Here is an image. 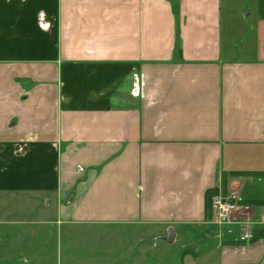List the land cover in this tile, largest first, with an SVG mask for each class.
Masks as SVG:
<instances>
[{"label":"crops","instance_id":"obj_1","mask_svg":"<svg viewBox=\"0 0 264 264\" xmlns=\"http://www.w3.org/2000/svg\"><path fill=\"white\" fill-rule=\"evenodd\" d=\"M208 189L252 242L202 229ZM0 194L264 264V0H0Z\"/></svg>","mask_w":264,"mask_h":264},{"label":"rangeland","instance_id":"obj_2","mask_svg":"<svg viewBox=\"0 0 264 264\" xmlns=\"http://www.w3.org/2000/svg\"><path fill=\"white\" fill-rule=\"evenodd\" d=\"M246 12H240L241 25L248 22L244 18ZM253 198H260L254 199L259 202L264 195ZM28 208L32 207L27 199L12 200L0 194V264H221L220 256H215L218 253L203 254L207 241L194 243L182 235L176 241H168L170 233L166 226L73 219L57 226L40 222L49 216H41L35 209L27 211ZM49 211L53 213L55 209L51 207ZM18 218L17 225L5 224ZM223 228L215 224L212 215L202 223V229L223 236L238 232V228L234 233ZM179 229L176 227L177 233Z\"/></svg>","mask_w":264,"mask_h":264},{"label":"built area","instance_id":"obj_3","mask_svg":"<svg viewBox=\"0 0 264 264\" xmlns=\"http://www.w3.org/2000/svg\"><path fill=\"white\" fill-rule=\"evenodd\" d=\"M211 215L216 225L228 233L238 228L237 241L242 244L252 242L255 232L252 227V203L239 191L222 192L216 190L211 196Z\"/></svg>","mask_w":264,"mask_h":264},{"label":"trees","instance_id":"obj_4","mask_svg":"<svg viewBox=\"0 0 264 264\" xmlns=\"http://www.w3.org/2000/svg\"><path fill=\"white\" fill-rule=\"evenodd\" d=\"M216 192L215 189H208L205 194V217L211 216V196Z\"/></svg>","mask_w":264,"mask_h":264},{"label":"water","instance_id":"obj_5","mask_svg":"<svg viewBox=\"0 0 264 264\" xmlns=\"http://www.w3.org/2000/svg\"><path fill=\"white\" fill-rule=\"evenodd\" d=\"M174 229H170V235H169V237H168V240H172V238L174 237Z\"/></svg>","mask_w":264,"mask_h":264}]
</instances>
